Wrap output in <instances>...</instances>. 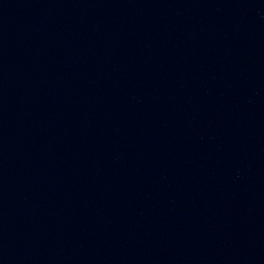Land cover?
I'll use <instances>...</instances> for the list:
<instances>
[{"label": "water", "instance_id": "95a60500", "mask_svg": "<svg viewBox=\"0 0 264 264\" xmlns=\"http://www.w3.org/2000/svg\"><path fill=\"white\" fill-rule=\"evenodd\" d=\"M0 264H264V0H0Z\"/></svg>", "mask_w": 264, "mask_h": 264}]
</instances>
